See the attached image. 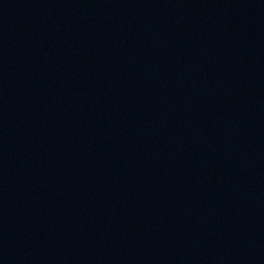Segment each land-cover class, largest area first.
<instances>
[{
    "label": "water",
    "instance_id": "1",
    "mask_svg": "<svg viewBox=\"0 0 264 264\" xmlns=\"http://www.w3.org/2000/svg\"><path fill=\"white\" fill-rule=\"evenodd\" d=\"M0 264H264V0H0Z\"/></svg>",
    "mask_w": 264,
    "mask_h": 264
}]
</instances>
